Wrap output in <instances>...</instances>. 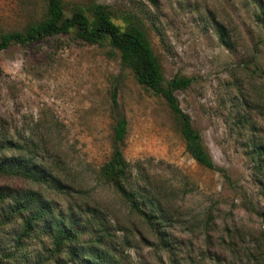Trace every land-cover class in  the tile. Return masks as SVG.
<instances>
[{
  "label": "rangeland",
  "instance_id": "rangeland-1",
  "mask_svg": "<svg viewBox=\"0 0 264 264\" xmlns=\"http://www.w3.org/2000/svg\"><path fill=\"white\" fill-rule=\"evenodd\" d=\"M63 1L67 16L74 5L100 3L116 24L138 19L164 81L190 78L175 95L214 169L185 152L166 103L120 65L118 50L87 44L73 29L0 50V145L22 137L36 143L40 161L55 164L61 180L78 192L74 200L98 205L112 220L110 250L121 264H164L170 257L179 264H258L260 249H252L262 224L255 211H264V199L254 166L256 146L264 149V31L254 21V6L248 0ZM44 11V0H0V33L20 30ZM119 116L126 133L117 145L132 172L167 195L172 220L161 228L164 247L160 235L97 178ZM2 185L36 189L57 209L68 204L41 185L0 174ZM66 215L79 224L84 217ZM40 226L21 237L20 219L0 206V264H84L75 252L89 244V234L73 245L74 253L68 247L53 253Z\"/></svg>",
  "mask_w": 264,
  "mask_h": 264
},
{
  "label": "trees",
  "instance_id": "trees-1",
  "mask_svg": "<svg viewBox=\"0 0 264 264\" xmlns=\"http://www.w3.org/2000/svg\"><path fill=\"white\" fill-rule=\"evenodd\" d=\"M248 1L255 9L254 21L264 31V0ZM44 2L45 11L42 17L25 23L20 30L0 33V50L11 44L26 45L47 36L69 32L71 29L77 38L87 44L107 43L111 48L118 50L120 65L129 69L139 84L164 100L177 122L185 152L202 167L214 169L199 132L191 125L189 115L179 107L175 95L177 90L184 89L190 84V78L174 75L164 81L158 61L138 19L133 16L124 19V25L121 26L112 21L110 9L104 4L90 3L83 7L74 5L67 16L64 14L63 0ZM217 27L218 38L227 45L226 36L219 30L220 25ZM112 101L115 102L114 97ZM125 133L126 120L119 116L112 128V152L99 166L97 178L119 195L129 211L141 216L156 234L160 235L159 242L164 247L166 241L161 236V228L167 227L172 220L165 206L167 195L152 187L149 178L139 171L132 172V167L117 145L123 141ZM31 141L22 137L19 142L7 141L6 145H0V174L34 186L41 185L61 195L68 204L64 209H57L56 204L42 197L36 189L0 186V206H5L6 216L20 219V236L29 235L41 223L40 227L50 236L54 247L53 253H58L66 247L74 253L73 245L81 242L82 236L87 233L90 235L89 244L75 252L81 255L84 264H121L114 251L110 250L111 231L115 228L112 226V220L105 216L98 205L77 203L74 198L78 196V192L61 180L55 164L52 166L40 161L36 155V143ZM261 148L260 145L255 148L257 158L254 168L258 177L256 181L259 194L264 199V177L261 176L264 170V157H260L264 149L260 152ZM71 211L84 216L80 224L78 219L66 215ZM255 212L262 228L252 250L260 249L258 264H264V211ZM227 249L230 253L233 252L230 244H227ZM164 264L179 262L170 257L169 262Z\"/></svg>",
  "mask_w": 264,
  "mask_h": 264
}]
</instances>
